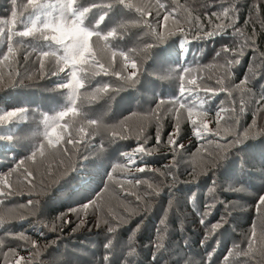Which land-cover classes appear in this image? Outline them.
<instances>
[{
	"label": "trees",
	"instance_id": "obj_1",
	"mask_svg": "<svg viewBox=\"0 0 264 264\" xmlns=\"http://www.w3.org/2000/svg\"><path fill=\"white\" fill-rule=\"evenodd\" d=\"M65 2L0 0V264H264V0H77L74 66Z\"/></svg>",
	"mask_w": 264,
	"mask_h": 264
},
{
	"label": "snow or ice",
	"instance_id": "obj_2",
	"mask_svg": "<svg viewBox=\"0 0 264 264\" xmlns=\"http://www.w3.org/2000/svg\"><path fill=\"white\" fill-rule=\"evenodd\" d=\"M13 4L16 3V0H12ZM117 2L120 4V5H125L127 8H131L132 5L130 3H127L126 4V0H117ZM27 3L29 5H33V6H36L38 7V0H27ZM77 3V0H66V2L63 4V8H65L67 10L68 13L71 14L72 17H77L76 20H74L73 22H71L70 24L68 23H65V24H60V23H57L55 26H51L49 24H45L43 27L44 29H49L51 28V31L54 32V33H58L59 35H53L51 37H48V36H44V39L45 40H48V39H51L53 41H55L57 44H63L64 43V39L65 37L68 38L69 40V43L68 44H65V49L67 52L70 53V60H71V63L72 65H76L77 63H80V64H83V63H86L87 62V57L88 56H91L92 55V50L90 48V39L91 37L95 34L97 37L99 38H102V39H106L107 37H101V33L100 32H93V31H90L87 27L83 26L84 24V18L86 16L87 13H89L91 11V8L90 7H84L82 9L80 8H76L74 7V5H76ZM92 7H96L95 4L92 5ZM159 8H165V5L164 4H159ZM166 10V9H165ZM137 12H140L142 15L145 13V10L143 9H140V8H137L136 9ZM227 14V13H225ZM13 17L16 15L15 12L12 13ZM105 19V16L102 15L99 17V20L97 21V24H99L100 22L104 21ZM168 19V16H164V20H167ZM13 23H15V21H13ZM34 31H36L35 28H30L28 30H24V31H20L18 33H16V35H19V36H22V37H30L33 35ZM12 28H9L8 29V40L11 41L12 40ZM114 33L113 32H109L108 33V36H113ZM214 35V33H207V37L208 38H211L212 36ZM203 37H198V39H202ZM159 39H164V36L163 35H160L159 36ZM151 47V46H149ZM224 51L225 52H228L229 49L227 47L224 48ZM8 52L11 53L12 52V48L9 47L8 49ZM43 56L47 57L49 55L48 52H43L42 53ZM113 55H115V53H113ZM95 59V57H93V60ZM64 60L65 62H67L69 60V56L66 55L64 57ZM231 63V61L229 62ZM235 63H239V61H235ZM43 66V65H42ZM131 67L133 69L136 68V64L133 63L131 65ZM61 71H63V69H61ZM100 71L101 72H105L106 73V69L104 68L103 65H100ZM185 71L187 72L188 69H185ZM75 75L76 73L73 72L72 73V76L73 78H75ZM119 75V74H117ZM133 76L136 75L135 72H133L132 74ZM129 79H131V77H129ZM181 79L183 80V77H181ZM247 81H246V78L244 81L241 82V84H245ZM188 83L190 85H195L196 84V81L195 80H190L188 81ZM69 86H72V87H75V88H83L84 85L79 81V80H75L74 84H71ZM180 92L181 94H183L185 92V85L182 83L181 84V87H180ZM24 111L23 108H19V109H16L15 111H8L6 113V115L4 116H0V122L4 121V120H7V119H10L12 117H16L18 115V113H22ZM75 110L73 108H68L67 111H61L58 113V116L56 117V119H61L63 118L64 116H66L69 112H74ZM191 111H189V119L191 120V124H192V127H193V134L195 136H200L201 135V132H200V127L201 125L198 124V121L195 120V119H191ZM89 124H95L96 121L95 120H89L88 121ZM202 127L204 129H207L208 128V125L206 123H204L202 125ZM54 131V129H53ZM179 135V129H177V132L173 133V134H170L169 136V143L170 144H175V140H173V136H177L178 137ZM60 137H56V140L59 141ZM158 141H159V137H157ZM71 143V141H69ZM48 144L51 146L53 144V140L52 139H48ZM233 147L235 146V144L232 145ZM146 149L141 146V147H138L135 151L137 153H141V152H144ZM224 159L226 157V154L228 153V148L226 147L224 149ZM41 154H43L41 152ZM33 156H35V153H33ZM127 159L129 161H132L133 160V156H127ZM215 167H218V165H214V168ZM140 171H144L143 168L140 169ZM29 175H31L29 173ZM137 183H139V181H137ZM3 193L0 192V195H2ZM31 203V201H30ZM85 207H87V205H85ZM258 210L260 208H264V195H261L260 198H259V201H258ZM201 223H204L203 221H201ZM221 225L220 224H213V232H215L216 229L220 228ZM110 232L114 231V229L110 228L109 229ZM257 243V233L255 231V228L253 229L252 231V234L249 238V241H248V244H249V248L251 249L253 247V245H255ZM35 246V245H34ZM11 251H15L14 249L11 250ZM107 259V257H106ZM23 260L24 258L23 257H20L19 259H17L16 261V264H23ZM209 264H210V261H209Z\"/></svg>",
	"mask_w": 264,
	"mask_h": 264
}]
</instances>
